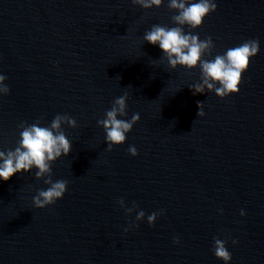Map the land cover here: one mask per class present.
<instances>
[{
	"label": "water",
	"instance_id": "obj_1",
	"mask_svg": "<svg viewBox=\"0 0 264 264\" xmlns=\"http://www.w3.org/2000/svg\"><path fill=\"white\" fill-rule=\"evenodd\" d=\"M168 2L0 0V74L10 89L0 94V150H14L22 121L76 120L62 125L69 154L51 165L53 182L68 181L54 204L33 206L49 186L35 168L0 180V264H225L214 237L227 241V264H264V0H214L200 26H183L212 38L205 59L259 40L239 91L223 98L193 94L199 65L171 69L143 40L153 24L176 26ZM125 93L118 119L140 118L107 151L97 120Z\"/></svg>",
	"mask_w": 264,
	"mask_h": 264
},
{
	"label": "clouds",
	"instance_id": "obj_2",
	"mask_svg": "<svg viewBox=\"0 0 264 264\" xmlns=\"http://www.w3.org/2000/svg\"><path fill=\"white\" fill-rule=\"evenodd\" d=\"M134 5H140L144 9L153 6H160L162 0H132ZM167 7L169 10H175L177 14L171 16L172 27L167 25L153 24L150 30L145 31L143 40L158 45L162 50L163 57L161 62L167 61L171 69L177 65L191 69L199 65L200 80L188 86L193 90V94L215 91V94L221 98L231 93L239 91L238 85L242 80V73L249 66L250 58L259 52V40L248 39L238 46L228 48L223 54H217L212 59H205L211 55L214 48L213 40L206 36L203 40L199 39V34H192L190 31L185 32V25L189 29H195L200 26L205 16L214 12L217 4L214 0H169ZM6 76L0 74V94L7 95L10 92L8 85L4 84ZM219 85V86H217ZM127 93L114 99L111 108L106 110L105 117L97 120V125L103 126L106 133L107 151L112 150L113 145H119L125 142L126 134L131 131L133 124L139 120V114L134 113L130 119H118L127 115L126 112ZM203 102L197 101V116H202ZM69 127H76V120L67 114H57L53 117L48 126H39L37 120L32 124L20 122L17 127L22 129L14 150H0V180L7 181L13 174L21 171L28 172L30 169H37L34 173L37 179L46 177L44 183L49 185L47 189H40L32 197L33 206L44 208L47 205L54 204L57 199L61 198L67 190L66 180L51 179L52 163L61 155H68L72 144L66 138L63 124ZM127 152L131 156L138 154L134 145H130ZM121 207H124V200L118 201ZM137 205L133 202L132 207L124 208L126 213H131ZM163 210L152 212L147 216L149 225L153 224L158 215ZM241 210L240 215H244ZM145 216L143 210L136 213L135 220L139 221ZM133 226L132 224L129 225ZM128 231V228L124 229ZM178 243V238H174ZM226 240L213 238V253L215 257L221 259L227 264L231 259V253L226 248ZM236 243L235 240L232 241Z\"/></svg>",
	"mask_w": 264,
	"mask_h": 264
}]
</instances>
